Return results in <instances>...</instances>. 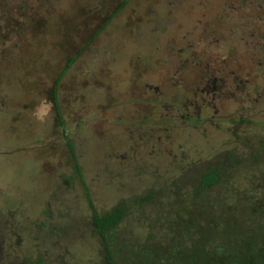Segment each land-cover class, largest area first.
Here are the masks:
<instances>
[{
    "label": "rangeland",
    "instance_id": "obj_1",
    "mask_svg": "<svg viewBox=\"0 0 264 264\" xmlns=\"http://www.w3.org/2000/svg\"><path fill=\"white\" fill-rule=\"evenodd\" d=\"M125 1L0 0V204L21 199L27 225L56 230L70 217L90 215L70 142L98 213H107L127 195V189L117 187H123L122 174L130 166L142 173L135 175L139 191L158 180L179 181L172 195L161 199L163 211L137 200L141 219L149 224L145 231L159 233L152 235L156 257L142 252L116 264H168L170 256L189 264L192 254L194 264H214L201 255L207 242L211 249L224 247L235 260L238 254L244 257L252 236L264 238V228L260 232L254 226L264 215L256 218L247 209L244 216L253 221L247 228L233 223L237 238L221 232L218 242L215 237L200 240L199 230L190 225L194 213L186 192L199 171L223 160L231 148L260 159L231 167L222 182L251 193L257 182L264 183L249 168L264 172V150L259 151L264 140V0H128L116 13ZM69 59L73 62L64 73ZM110 161L121 170L116 173ZM188 174L191 183L185 185ZM60 175L67 177L68 187L63 184L55 200L50 193ZM251 176L257 177L253 184ZM223 190L214 189L212 196L219 199ZM247 191L237 192L246 203ZM178 212L184 215L182 225L159 216ZM12 237L14 246L5 244L6 252L14 248L25 257H35L34 245L43 242ZM189 242L195 245L192 251ZM174 245L180 250L175 255ZM58 248L68 247L59 243ZM60 250L42 254L55 255L50 264H80ZM100 254L94 252L90 262L108 264ZM243 260L264 264V258ZM218 264L227 263L221 259Z\"/></svg>",
    "mask_w": 264,
    "mask_h": 264
},
{
    "label": "trees",
    "instance_id": "obj_2",
    "mask_svg": "<svg viewBox=\"0 0 264 264\" xmlns=\"http://www.w3.org/2000/svg\"><path fill=\"white\" fill-rule=\"evenodd\" d=\"M127 1L128 0H126L123 5L117 8L115 12L119 13V11L122 9V7L126 4ZM116 13L110 16V20L116 15ZM72 62L73 60H68V65L65 68L64 73L69 69ZM59 80L55 84V89L59 83ZM55 91L56 90H54L53 93H55ZM54 102L56 110H58L57 101L55 100ZM57 112L59 113L58 116L60 117V112ZM68 145L71 148L69 149V151L71 152V158L75 164V176L79 177L87 194V201L89 203L88 208L91 212L90 215L83 216V219L81 214L74 218L70 217L66 223H63L62 225L60 224L61 226L59 225V229L56 230L52 228H45L42 223H35V225H27L29 216L26 214V211L21 208H25L24 205L26 203L22 202L21 199L17 200V202H14L13 200H10L9 202L8 200H3V203L5 204L3 206L0 204L2 206H0V264H50L49 262L53 261L55 255L48 254L47 256L49 257L46 258L42 253L47 249L48 252L61 249L59 251L61 255L71 257L72 259H74L75 262H77L78 260L80 264H94L90 261L95 258V256L92 254L94 252L96 253V251H100V257L102 261L108 264H116V259L119 258L126 257L128 259H131L133 255H141L142 252L145 254L149 253L153 258H155L156 255H154V253L152 252L154 247L151 244L153 243L152 241L156 236L152 235H158L159 233L145 231L144 227H148L149 224H146V222H143V220L141 219L142 216L141 214H139L141 210V205H139V202H141L145 206H153L161 210L162 208L160 204H164L161 199L165 200L168 196H171L172 189L177 187V185L179 187V181H170L171 178L165 180L162 179L156 181L155 183H152L150 186H148L147 184L148 188L144 186L143 188H140L139 191L136 187L135 175H137L138 172L140 173V171L138 169H133L134 167L130 166V168H128L122 174V177L125 178L124 180H121L123 187L116 186L117 188L127 189V195L122 198V201L118 202L115 206H113L110 211L105 214H101L98 213L92 203V194L90 193V190L88 189V186L85 183V178L81 173L79 162L77 159L78 156L75 154L72 144H70L69 142ZM259 147V151L262 152L264 150L262 149L264 148V140L261 142V145ZM249 157L248 154L246 155L242 152L239 153L236 148H231L230 150H226L223 152V160H221L220 162L214 160L213 165H211L208 169H206L205 171H199L201 172V174L199 178L195 179L194 184L190 185V174H188V176H185V185H190L186 193L189 194V197L191 198L190 201L192 200L190 202V206L192 209H190L192 213H194V219H192L193 223L190 225L193 226L194 229L199 230L198 234L200 236V240L211 239L212 241H214L215 237V242H218L219 236L217 237V234H223L222 236L227 238H229L228 236L232 237L233 239L237 238V233L233 232V223L235 221L237 224L241 222V224L243 223L244 227L247 228V224L249 225V222L253 221L249 219V216L251 215L248 214L247 216H244V212L247 213V209L251 210L252 214L256 215V218L258 215H264V183L257 182L256 184L258 185H256L255 188L251 187V189L254 188L253 193L250 192L249 188H245L246 191L248 190L247 199L249 200V202L246 203L245 201H243L241 196L237 195L238 191L245 193V190L240 188V184L232 186L230 182H222L224 181L222 180V178L224 177V175L227 174L231 167L235 165L242 167L244 165V161L246 160H248L249 163H258L260 159V156L257 154L249 155ZM110 160L112 159L110 158ZM110 163L114 164V161H110ZM100 165L104 166L105 163ZM249 168L250 170L253 169L250 172L253 177H255V174H257L258 177H260V180L261 177L264 178V172L261 171V168L254 169L252 166ZM112 169H114L116 173L117 171L121 170L120 165L115 164ZM103 171L105 172L104 167L99 170V173L102 174ZM107 174L111 176L112 179V172H107ZM140 175L142 176V173H140ZM252 176L250 182L253 184L254 181L257 180V177L256 179H253ZM118 177L116 178L118 179ZM76 178L72 177L71 180L74 181L76 180ZM64 179L65 183H63ZM54 180V184L56 186L55 188H53L52 192L50 193V196H53L55 200H58L59 198H61L59 197V195H61L59 190H62L60 188L63 184L67 188L68 181L67 177L63 175L55 177ZM121 181L118 180L117 185H122ZM247 181L248 183H250L248 179H246L245 182ZM219 188H224V190L220 194V197H218L219 199H217V202L216 197L212 196V193L214 189ZM122 190L123 189H121V191ZM44 191L45 190H43L42 192ZM55 191L57 192V194L55 193ZM67 191L68 190H64V192ZM46 193L47 198L49 192L47 191ZM1 198L2 195H0V201ZM47 200L51 201V199L49 198H47ZM159 201L161 202L158 203ZM217 206L218 209H216ZM163 209H165V207H163ZM44 213L47 217L51 215L48 212L44 211L42 212V215ZM159 216L162 217L161 220L164 222H166V220H171L173 223L177 222L181 223V225L184 222V215L181 212H178L177 215H170L168 216V218L167 215L164 216L162 215V213ZM217 216L221 219L220 224L216 222ZM239 216L243 217L239 219ZM254 222V226L258 224L260 227L259 231L263 232L264 220H261L260 218L257 219V222L254 220ZM73 224H75L76 226L74 227ZM185 226H188V224H185ZM155 227L157 228V226ZM232 229L233 231H231ZM183 230L184 225L183 227H181L180 231ZM225 230L226 232L224 233ZM217 231L219 233H217ZM141 232L143 233L142 236ZM167 232H169V229ZM221 232L222 234H220ZM19 235L20 237L24 236L26 241H43L42 243L38 242L34 245L33 250L35 251V257L30 255L29 257H25L14 248H11V251L9 253L6 252L7 247L3 246L5 244H11L12 240H14L12 236L18 237ZM9 239L10 242H8ZM249 240L250 248H248L244 257H255L258 260L263 261L264 249H262V247L264 244V238H254L252 236ZM147 241H151V243H149L148 245L144 244ZM22 243L23 241L19 239V248L22 247ZM59 243H61L62 247H68L66 251L65 248H58ZM63 243H65L66 245L63 246ZM209 243L210 242L205 243V248L201 252V255L203 259L206 258L204 256H207V258L209 257V259H212L211 261H213L214 264H218V261H220L221 259H224L227 264H259L256 262L247 263L245 260H243L244 257H242L240 254H238L235 260V257H231L232 255L230 254V252H227L224 247H218L217 245H214V248L211 249ZM11 246L13 247L14 244H11ZM186 247H188L192 251L194 250L195 245L192 242H189ZM144 248H146L147 252L143 251ZM149 248H151V250ZM175 253H180L178 245L173 246L172 254L175 255ZM150 255L149 257H151ZM190 257H193V260L189 264H194V261L196 260L195 255L192 254V256ZM168 260H172L174 262H167L168 264H184L181 257L179 256H170ZM163 263L164 262H162V264Z\"/></svg>",
    "mask_w": 264,
    "mask_h": 264
}]
</instances>
